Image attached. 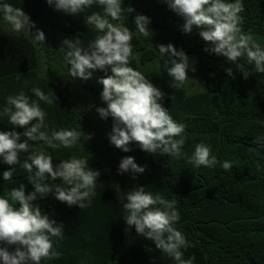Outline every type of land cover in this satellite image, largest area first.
Returning a JSON list of instances; mask_svg holds the SVG:
<instances>
[{
    "label": "trees",
    "instance_id": "16d2710c",
    "mask_svg": "<svg viewBox=\"0 0 264 264\" xmlns=\"http://www.w3.org/2000/svg\"><path fill=\"white\" fill-rule=\"evenodd\" d=\"M4 2L23 9L45 33L46 46H34L30 35L13 32L0 16V105L8 95L22 89L35 99L29 91L31 85L24 87L25 79L45 93L52 89L58 97L56 104L41 102L49 127L74 128L93 138L82 141L84 148L77 145L71 150L53 151L37 142L32 149L46 150L54 164L72 155L86 157L89 166L101 172L89 208L69 207L53 195L37 201L65 225V236L57 245L63 255L44 264H175L150 241L137 236L134 228L125 231L122 198L135 186L178 200L181 218L175 227L192 243L185 258L194 255V264H264V74L246 65L250 75L245 79L224 57L205 52L210 45L200 37L199 30L194 27L191 33L183 32V18L160 0H123L124 7L135 10L126 21L133 32L135 59L131 66L166 93L164 107L175 121L186 126L183 150L190 155L194 146L203 142L212 146L219 160H239L242 166L228 171L220 165L197 169L183 159L149 154L135 142L130 145L132 151L123 152L108 139L112 118L102 119L96 111L106 107L101 98L103 86L97 82L105 74L97 70L87 81L72 79L61 46L65 38L80 39L86 46L95 34L85 23V16L102 9L93 6L73 16L56 10L47 0H0ZM243 4L241 27L264 46V0H243ZM137 14L150 19L151 37L136 31ZM169 43L195 61L199 87L190 81L180 89L169 86L170 78L156 46ZM229 67L233 68V77L225 71ZM0 130H12L7 118H0ZM15 130L23 133L25 129ZM125 156L146 165L145 172L120 174L119 163ZM10 167L0 158V195L20 183L26 185V193L31 192L33 186L18 166L13 181H4L3 172ZM48 182L53 188L68 187L59 179Z\"/></svg>",
    "mask_w": 264,
    "mask_h": 264
},
{
    "label": "clouds",
    "instance_id": "9594fccd",
    "mask_svg": "<svg viewBox=\"0 0 264 264\" xmlns=\"http://www.w3.org/2000/svg\"><path fill=\"white\" fill-rule=\"evenodd\" d=\"M160 2L183 18V32L191 33L194 27L199 30L200 37L210 45L204 48L205 52L224 57L245 79L250 75L246 65L252 66L255 73L264 74V46L241 27L243 0ZM47 3L73 16L86 13L93 6L102 9L85 16V23L95 34L93 39L87 40L86 46H82L77 38H65L61 46L72 79L87 81L97 70L105 74L97 82L103 86L101 98L106 107H98L96 111L102 119L111 117L113 120L108 136L112 145L130 152V145L135 142L149 154L183 159L197 169H213L220 165L228 171L233 166H242L239 160H219L213 155L212 146L203 142L197 143L190 155L183 150L187 140L184 135L186 126L175 121L164 107L166 93L131 66L135 59L133 32L126 21L135 11L133 8L124 7L123 0H47ZM0 16L13 32L30 35L34 46H46L45 33L36 27L23 9L0 3ZM134 23L136 31L144 37L153 35L147 16L137 14ZM156 46L170 78L169 86L182 88L191 79L189 71H196L195 61L171 43ZM225 71L233 77L232 67ZM23 85L25 88L31 85L29 91L35 99L22 89L8 95L0 105V118H7L12 126L10 131L0 130V158L4 164L12 166L3 172L4 181H13L18 166L27 174L26 179L33 190L26 193V185L20 183L0 195V264H44L60 259L63 254L57 245L65 236V225L52 218L37 201L53 195L69 207L89 208L101 176L99 170L89 166L86 157L72 155L54 164L52 155L46 150L32 149V144L43 142L53 151L71 150L77 145L83 147L82 141L88 142L93 136L74 128H50L41 102L49 106L56 104L55 92L51 89L45 93L27 79ZM17 127L25 129L24 132L16 131ZM22 137L26 139L22 140ZM146 168V165H138L133 156H125L119 163L118 172L141 174ZM256 168L260 170L259 162ZM49 179H59L68 187L53 188ZM122 208L126 232L134 228L137 236L150 241L175 264H194V255L185 258V251L193 247L192 243L175 227L181 218L177 199H167L160 192L152 193L143 186H135L126 191Z\"/></svg>",
    "mask_w": 264,
    "mask_h": 264
},
{
    "label": "rangeland",
    "instance_id": "374dc122",
    "mask_svg": "<svg viewBox=\"0 0 264 264\" xmlns=\"http://www.w3.org/2000/svg\"><path fill=\"white\" fill-rule=\"evenodd\" d=\"M188 75L191 78V79H189V81L199 87L200 85H199V82H198L196 73L195 72H192V71H189Z\"/></svg>",
    "mask_w": 264,
    "mask_h": 264
}]
</instances>
